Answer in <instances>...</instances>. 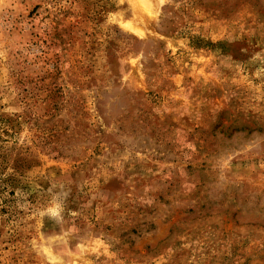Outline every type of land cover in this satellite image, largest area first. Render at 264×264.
Listing matches in <instances>:
<instances>
[{"label": "rangeland", "instance_id": "obj_1", "mask_svg": "<svg viewBox=\"0 0 264 264\" xmlns=\"http://www.w3.org/2000/svg\"><path fill=\"white\" fill-rule=\"evenodd\" d=\"M0 264H264V0H0Z\"/></svg>", "mask_w": 264, "mask_h": 264}]
</instances>
